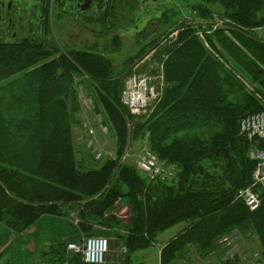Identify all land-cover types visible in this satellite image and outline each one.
I'll return each instance as SVG.
<instances>
[{"label": "trees", "instance_id": "16d2710c", "mask_svg": "<svg viewBox=\"0 0 264 264\" xmlns=\"http://www.w3.org/2000/svg\"><path fill=\"white\" fill-rule=\"evenodd\" d=\"M200 1L190 8L203 21L191 26L162 13L166 27H156L160 37L177 33L159 48L163 87L146 117L130 113L121 102L122 73L115 74L109 58L55 48L47 29L48 40L0 39V82L15 76L0 85L1 92L12 95L0 101V219L9 218L11 230L22 232L43 217L72 209L76 223L61 237L79 242L100 236L99 228L111 229L102 236L114 235L108 239L125 252L108 264L123 257L129 264L134 251L153 246L159 233L183 223L159 250V264L195 258L202 260L198 264L221 259V264H264V185L252 180V142L238 131V120L264 104V41L252 33L264 25V0ZM215 2L221 8L217 14L229 21L223 27L213 25L208 4ZM130 20L132 15L122 22L115 18L111 28ZM116 36L114 44L120 42ZM76 78L94 97L95 116L86 122L80 117L85 103L78 100ZM99 121L115 144L102 145L113 155L92 167L76 156L74 126L85 127L86 146L88 127L95 130ZM138 135L168 167L166 175L148 177L122 158L127 140ZM259 147L264 149V141ZM245 188L257 194L253 210L238 196ZM224 236L233 240V248L252 237L257 250L247 261L245 255L239 258V249L222 256L219 248H228L219 243ZM68 242L55 244L53 264L79 262L66 251Z\"/></svg>", "mask_w": 264, "mask_h": 264}, {"label": "rangeland", "instance_id": "374dc122", "mask_svg": "<svg viewBox=\"0 0 264 264\" xmlns=\"http://www.w3.org/2000/svg\"><path fill=\"white\" fill-rule=\"evenodd\" d=\"M198 3H201V1L144 0L142 6L140 7L141 10L134 12L135 16L137 17V26L138 28H140L152 19L159 20V15L161 12L166 13L169 18L174 16V19L178 18L179 21L183 20V22L185 23L184 25L191 26L193 23L192 21H194L195 23L203 21V19H198V15L192 11V8H190L193 4ZM18 4L20 7H25V1H20ZM39 6L40 4H38L37 2H34V5H32L31 3L27 4L28 8L34 7V10L36 8H40ZM208 6L213 11V20L216 21V24L218 26L223 27V24L220 23V20L222 18L220 14H217V12L221 10L218 3L215 2L213 4H208ZM65 8L66 10H63L58 5H54L52 7L51 16L49 17V20H47V22L45 21V23H43V20L40 21L37 18H34L33 22L22 20L18 26L17 35H19L17 36V38H28L34 42L43 41L46 39L43 33L47 29V31L49 33L51 32L52 36L54 37H52L53 39L50 41V43H52L55 48L60 47V49L63 50L73 47L74 49L79 50H91L109 58L115 74L120 75V73H122L121 75L123 78V88L121 90L120 99L122 91L125 88V81L127 79L134 78L137 84V81L143 76L149 78V82L147 84L151 85L154 88L153 91L150 86L154 94V98L147 106L146 112L140 114L141 116L146 117L150 113L151 105L157 102V91L161 87H163L160 72V63L156 59L157 55H159L158 51L159 48L164 45L163 43L171 42V36L173 35L170 33L169 35L164 36V34H166L167 32L166 31L162 34L161 38L158 31L148 32L145 37H143L141 40H138V38L136 37V30L132 27L128 28L127 31H112L107 28V21H105L102 26L96 27L91 24V21L89 19H84L83 21L81 20V18L76 17L74 16V14L70 13L71 9L66 6V4ZM168 8L169 13L167 10ZM34 10L32 13H34L33 15L35 17L36 13ZM41 15L43 16V14ZM160 21H162V19ZM31 23L33 24L34 30L32 35L30 34L29 30L32 26ZM157 24L159 30L166 27L160 22ZM197 33L198 35H200L201 32L198 31ZM252 33L255 35V37L264 41V25L260 26L259 29L252 31ZM27 34L29 35L28 37H22ZM114 34L117 35L116 37L120 39V42H118L117 44H114L113 41H111L114 37ZM165 37L167 39H165ZM46 40H48V37ZM2 41L11 42V40L7 38H3ZM14 77L15 76L1 81L0 85H6L8 82L12 81ZM79 81V78H76L75 87L78 94V100H80L82 104L85 103V105L82 106L80 117L82 121L86 122L87 119L94 118L95 116V114H93L91 111L94 97L91 92L92 89L90 87V89L87 88L85 85H83V83ZM11 96L12 95L7 92L0 91V97H2L0 98V101H8L9 99H11ZM109 134L111 135L110 132ZM82 135L84 136L82 137ZM74 136H76L75 148L77 149V158L87 159V164L92 167L99 165L98 163L100 159L92 161L89 158V149L85 146L84 143L85 127L84 129H81L78 128V125L74 126ZM111 139L112 138L109 135L103 137L98 134L96 140L98 144L103 145L104 149H110V144H115L114 140L112 141ZM144 148H148L145 137H141L140 135L135 138L130 137L127 140L125 146L127 163L133 164L134 159H136L137 155H139ZM96 161H98V163H96ZM61 211L62 209L60 210V212ZM125 214L126 212H124V215ZM122 218L123 216L121 217V219ZM9 221L11 220L9 218L6 220V217H2V219H0V264H53V262L56 260L57 249L55 248L57 247L55 244L58 241L63 243L68 242V239L65 238L66 235H62L63 237H61L60 233H62V230H64L65 228L73 227V224L76 223L74 211H72V209H70L67 213L66 211H62L60 215L55 217H43L40 222L38 221L37 224H34L33 226L22 230V232H14L13 230H11V228L6 225L7 223H9ZM180 224L181 223L159 233L153 246L144 250L134 251L130 255L131 261L129 264H159L157 251L161 249L163 245L162 243L168 241L174 236L175 231L176 229H178V227H180ZM99 229H101L102 231V234H100V236L103 235V232L105 233L108 230H111L107 228ZM104 237L113 239L114 235L108 234V236ZM247 239L248 240L244 245L241 243V241H237V247H234L233 249L219 248V252L222 254V256H228L227 250L231 251L234 255L239 249V258L242 255H245L247 261L249 255L257 250L255 240L252 237H248ZM60 247L62 250L63 246ZM61 250L59 251V253L61 252ZM109 256L112 257V254H110ZM217 256L221 258L220 255ZM123 258L122 260L114 264H123ZM223 260H220V264L221 262H223ZM200 262H202V260L195 258V260L191 261L190 264H198ZM75 263L80 264V261ZM108 263L110 262H107V264ZM238 264H244V261L241 260V262H238Z\"/></svg>", "mask_w": 264, "mask_h": 264}, {"label": "built area", "instance_id": "2783aa9c", "mask_svg": "<svg viewBox=\"0 0 264 264\" xmlns=\"http://www.w3.org/2000/svg\"><path fill=\"white\" fill-rule=\"evenodd\" d=\"M224 22L226 23L228 21H223L222 19L220 20V23L223 24ZM213 25L214 27L218 26L216 22H214ZM257 29H259V27L254 30ZM202 35L203 34L200 33L199 36L203 37ZM137 82L138 83L136 84L134 78L127 79L125 81V88L123 89L121 95V102L129 109L130 113L134 115H140L141 113L146 112L147 106L154 98V94L152 92V89L154 91V88L147 84L149 82V78L143 76ZM92 127L93 126L88 127V134L90 136L86 142V146L90 148L95 160L102 158L104 155H113L111 152L102 151V145H99L96 140L98 134L103 137H106L109 134L108 127L100 121L99 123H96L95 127L97 128L95 130ZM238 131L240 135L252 142L249 152L250 159L255 162V167L252 172V180L254 183L264 185V149L259 147V141H264V104L263 108L258 112L246 114L238 120ZM125 157L126 155L124 154L122 158L124 159ZM163 165L164 162L162 163L158 160L148 148H144L140 154L137 155L136 159H134V166L136 170L142 172L148 177L162 173L166 175L169 169ZM238 196L242 198L250 210L255 209L259 203L257 194L249 188L238 191ZM232 241L233 240L229 236H224L219 240V243L224 247L233 249V243L231 244ZM66 251L72 256H78L80 264H106L107 262L111 263V260H118L122 253L125 252V248L104 236H88L79 242L67 243ZM110 254H112V257L109 256ZM227 254L229 257L233 255V253L229 250L227 251ZM57 264L77 263L64 260ZM201 264L216 263L211 260H206ZM250 264H258V262L252 261Z\"/></svg>", "mask_w": 264, "mask_h": 264}, {"label": "flooded vegetation", "instance_id": "af4514ba", "mask_svg": "<svg viewBox=\"0 0 264 264\" xmlns=\"http://www.w3.org/2000/svg\"><path fill=\"white\" fill-rule=\"evenodd\" d=\"M25 1V7H20L19 2ZM144 1V0H143ZM143 1L138 0H0V39L7 38L12 40L18 39L17 31L19 23L22 20H27L33 22L34 18L45 23L49 20L51 16L52 7L58 5L61 9L66 10L68 6L71 11L70 13L74 16L84 19H89L93 26L99 27L102 26L105 21H107V28L115 31H127L128 28L132 27L136 30V37L138 40H141L148 32H156L157 23L163 22L162 12L159 15V20H150L148 23L138 28L137 26V17L134 12L140 11ZM34 2L40 4V8L34 7L28 8L27 4L31 3L34 5ZM67 2V3H66ZM57 3V4H56ZM68 4V5H67ZM29 6V5H28ZM170 8V7H169ZM169 8L168 13H169ZM39 9V10H38ZM33 10L36 13L34 17ZM102 12V13H101ZM43 14V16L41 15ZM41 15V16H40ZM129 15L133 16V20L130 22L126 21L120 23V25L111 28V24L115 22V18L122 22L124 18ZM40 16V18H39ZM30 34H33V24L31 23ZM165 25V24H164ZM108 31V30H107ZM175 32H172L171 39L175 38ZM169 35V34H168ZM29 35H24L22 37H28ZM165 39H167L165 37ZM73 48V47H71Z\"/></svg>", "mask_w": 264, "mask_h": 264}, {"label": "crops", "instance_id": "0c3cea01", "mask_svg": "<svg viewBox=\"0 0 264 264\" xmlns=\"http://www.w3.org/2000/svg\"><path fill=\"white\" fill-rule=\"evenodd\" d=\"M176 225H178V224H175V225H173V226H176ZM184 226V224L183 223H181L180 224V227H178V229H176V231H175V234L182 228ZM169 228H172V226L171 227H169ZM169 228H167V229H169ZM166 229V230H167ZM165 231V230H164ZM174 234V235H175ZM167 242V241H166ZM166 242H164V243H162L163 245L166 243ZM162 245V246H163ZM160 250V249H159ZM159 250L157 251V255H158V253H159ZM179 262H182V264H190V262L188 261V259H180V261Z\"/></svg>", "mask_w": 264, "mask_h": 264}]
</instances>
